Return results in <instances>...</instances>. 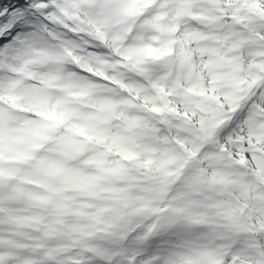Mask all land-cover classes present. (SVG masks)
<instances>
[{"label": "snow or ice", "instance_id": "snow-or-ice-1", "mask_svg": "<svg viewBox=\"0 0 264 264\" xmlns=\"http://www.w3.org/2000/svg\"><path fill=\"white\" fill-rule=\"evenodd\" d=\"M210 172L233 174L244 203L188 264H264V0H0V221L22 226L19 203L48 221L35 242L0 232V264H137L120 244L140 225L126 192L102 195L105 179L139 178L154 205L177 183L215 184ZM77 182L104 207H78ZM73 213L85 224L61 239L112 247H49Z\"/></svg>", "mask_w": 264, "mask_h": 264}, {"label": "clouds", "instance_id": "clouds-1", "mask_svg": "<svg viewBox=\"0 0 264 264\" xmlns=\"http://www.w3.org/2000/svg\"><path fill=\"white\" fill-rule=\"evenodd\" d=\"M124 179L119 176L107 177L102 190L110 193L107 199H111L116 191H124L128 195L126 209L122 208L121 211L123 213L126 210L127 215L140 225V231L126 242H122L120 250L137 257V264H188L195 255V249L217 243V236L223 225V209L233 206L237 196L232 193H239L237 186L208 183L192 188L185 181L171 186L166 198L149 205L142 201L137 190H131L133 186H118L117 181ZM161 206L170 210L155 214L154 209ZM93 207L99 209L104 207V204L102 202ZM103 215L106 220H110L113 210L108 208ZM80 217L86 219L84 216ZM194 220L200 223H193ZM147 235L153 238L146 241L144 237ZM90 246L111 248L112 244L110 241L101 242L99 239L82 241L73 254L83 256L82 249ZM156 256L161 259L156 260ZM124 259L123 256L118 257L116 264H123ZM90 264L100 262L92 258Z\"/></svg>", "mask_w": 264, "mask_h": 264}, {"label": "rangeland", "instance_id": "rangeland-1", "mask_svg": "<svg viewBox=\"0 0 264 264\" xmlns=\"http://www.w3.org/2000/svg\"><path fill=\"white\" fill-rule=\"evenodd\" d=\"M245 60V63H247V58L246 57H242ZM115 155V154H113ZM108 163H111V159L108 161ZM209 175L210 178L214 176L215 179V184L216 185H222V186H228V187H233V186H237L239 188V193L237 192H233V196H237V201L236 202H240L241 204L244 203V200L242 198V194L240 191V186L239 184H237L235 182V177L233 174L228 173V172H216V173H212L210 172ZM86 176L88 177H92L96 175V170L95 169H89V171L87 173H85ZM105 182V181H104ZM140 182L139 178L134 179L133 183L131 184L133 191L136 190L135 188V184ZM32 185H37V182L35 180H33ZM118 186L120 187H126L130 184H128L126 181L124 180H119L117 181ZM85 186H90L92 189H87L84 188ZM95 191L94 187L87 183V182H77L76 187L74 189L71 190L72 195H82L83 198H81L80 200L75 201L76 205L78 207L83 206L86 210H92L93 206L99 203H102L103 201L98 200L95 195L93 194ZM102 195L104 197H107L110 195L109 192L107 191H103ZM21 206H26L23 203H20ZM37 215V212H33V210L28 211L26 214L21 215L20 219H24V217H27L25 219H29L30 221L34 222L35 216ZM67 219L62 220V222H59L60 224H57V228H56V232L55 233H50L49 237H48V246L51 248H59L63 250V254H67V253H74L77 251V248H75L71 243H67L65 242L64 239H61L58 235L57 232L60 230H64L65 232H72L80 227H83V225L85 224V219L81 218L80 215H76V214H68L66 215ZM46 223H48L47 221H41V224L45 225ZM34 225H36L34 223ZM14 227V228H13ZM20 227L21 232L25 231L26 229L24 228V226H19L17 224L14 223V225H8V226H3L0 225V232L2 233H7V232H11L14 231L16 232L17 229ZM29 229H27L25 232L26 233H31L32 235L29 237L30 242H35L37 239V235H35L34 232V227L30 226L28 227ZM66 258L71 259L72 256H67Z\"/></svg>", "mask_w": 264, "mask_h": 264}, {"label": "bare ground", "instance_id": "bare-ground-1", "mask_svg": "<svg viewBox=\"0 0 264 264\" xmlns=\"http://www.w3.org/2000/svg\"><path fill=\"white\" fill-rule=\"evenodd\" d=\"M36 182H37V185L33 186L32 183H30V184L27 185V187L30 188V189L40 190V188H41L40 182L39 181H36ZM84 188L92 189L90 186H85ZM74 198H75V201H77V200H80L81 198H83V196L82 195H74ZM14 211L16 212V215L18 217H20L21 215L26 214L30 210H28L26 206H21L20 203H19V204H16L14 206ZM33 212H37V215H41V216L46 215L42 209H33ZM4 215H5V219L3 221H0V225H3V226L14 225V223L8 222V220H7V212H5ZM25 218H27V217H24V219H22V221H23V225L22 226H24V228L26 230L29 229L28 227L33 226L35 235H37L38 228L39 227H43L44 225L43 224L34 225L33 221H30L29 219H25ZM65 219H67L66 215L64 217H62L59 222H62V220H65ZM59 222H55V221L52 222V227L55 230V231H53V233L56 232L57 224H60ZM17 231L21 232L20 227L17 229ZM25 231H22V232L26 233ZM13 232L14 231H12V233ZM8 233H11V232H7L6 234H8Z\"/></svg>", "mask_w": 264, "mask_h": 264}]
</instances>
